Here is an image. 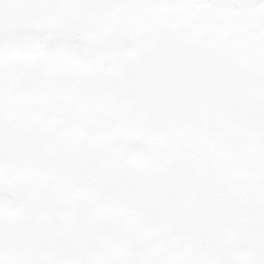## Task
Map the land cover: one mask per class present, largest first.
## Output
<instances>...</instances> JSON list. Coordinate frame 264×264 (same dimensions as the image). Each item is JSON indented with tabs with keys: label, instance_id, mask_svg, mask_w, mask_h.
<instances>
[{
	"label": "snow or ice",
	"instance_id": "1",
	"mask_svg": "<svg viewBox=\"0 0 264 264\" xmlns=\"http://www.w3.org/2000/svg\"><path fill=\"white\" fill-rule=\"evenodd\" d=\"M0 264H264V0H0Z\"/></svg>",
	"mask_w": 264,
	"mask_h": 264
}]
</instances>
